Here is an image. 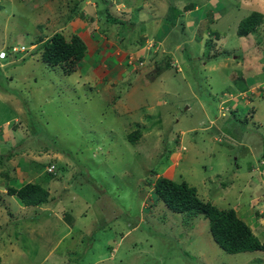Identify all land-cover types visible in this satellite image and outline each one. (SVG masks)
Listing matches in <instances>:
<instances>
[{
    "label": "rangeland",
    "instance_id": "374dc122",
    "mask_svg": "<svg viewBox=\"0 0 264 264\" xmlns=\"http://www.w3.org/2000/svg\"><path fill=\"white\" fill-rule=\"evenodd\" d=\"M76 1L0 0V49L34 45L32 56L16 54L0 67V94L6 96L0 99V149L7 151L0 156V172L11 177L15 172L3 161L10 150L24 152L25 159L42 155L35 175L53 159L58 187L51 183L49 194H63L54 208L34 210L4 194L0 184V264H264L259 250L224 252L207 219L172 211L151 189L157 176L184 180L201 200L218 209L235 208L249 228L262 219L257 234L264 241V171L259 176L254 168L246 171L264 167V110L253 112L264 98L246 101V109L239 104L234 114L230 102L238 101L232 96L237 92L218 95L235 91L237 68L264 54V46L261 51L249 46L251 33L240 43L235 35L242 18L264 12V0H216L215 6L209 0H172L185 8L198 5L192 14L203 15L204 26L212 21L209 29L197 26L190 35L180 29V20L174 26L180 46L173 48L175 40L167 39L170 55L148 41L144 47L156 50L155 56L143 57L122 52L119 38L128 32L119 25L100 32L107 2L116 14L140 0H82L80 28V20L69 24L66 18ZM55 31L86 42L70 74L40 59V39ZM131 42V36L124 40L126 46ZM133 130L139 134L131 142L127 134ZM100 189L119 212L106 207L113 206L109 198L96 195ZM73 192L88 196L98 209H110L105 219L78 214L79 203L71 212L66 194Z\"/></svg>",
    "mask_w": 264,
    "mask_h": 264
},
{
    "label": "trees",
    "instance_id": "16d2710c",
    "mask_svg": "<svg viewBox=\"0 0 264 264\" xmlns=\"http://www.w3.org/2000/svg\"><path fill=\"white\" fill-rule=\"evenodd\" d=\"M108 5L109 3L107 2L104 7V20L100 28L101 33H106V28L111 27V25L117 24L125 29V26L130 27L135 24L134 22L126 24V18L120 16L122 12L114 15L110 12ZM77 8L79 9L74 11L72 15H78L81 11V0L75 4V10ZM183 8L184 10L188 9L185 7ZM67 17L71 18V15L67 14L66 18ZM263 19L264 16L262 13L256 11L251 12L238 22L235 35L244 37L249 33H254ZM170 23L175 24L178 22L175 18H172ZM38 50L40 52V59L44 63L50 66L58 65L63 73L70 74L74 71L73 65L78 63L84 56L86 46L83 40L75 33H72L68 39H65L61 32L55 31L49 36L40 39ZM242 88L244 89V87ZM258 90L260 93L263 92L261 88H258ZM224 92L229 91L222 90L218 95ZM252 95L253 94L247 95L246 101H250ZM262 96L264 95L262 94ZM138 134L139 132L137 130H133L127 134V136L132 142ZM43 149L46 153L51 152L48 151L47 147ZM10 156L11 154L8 155L7 158ZM37 164H41V162ZM48 165H53L54 169L52 172L46 170ZM43 166V174L46 179L57 176L55 172L56 165L53 159L48 160ZM151 189L154 197L162 201L163 204L172 211L186 212L189 216L200 214L207 219L208 231L212 239L224 252L230 254L256 250L264 252V241H259L257 239L251 232L249 226L235 215L232 208L218 209L210 202L201 200L196 194L195 187L188 185L184 180L176 182L166 176H157L151 183ZM6 193L8 195H13L22 206L36 208H44L46 206L54 208L56 203H60V197L63 195L57 194L55 196L49 194L48 190L37 182H25L18 187L7 186ZM63 207L64 206H62V210L66 209ZM62 210L60 213H63Z\"/></svg>",
    "mask_w": 264,
    "mask_h": 264
},
{
    "label": "crops",
    "instance_id": "0c3cea01",
    "mask_svg": "<svg viewBox=\"0 0 264 264\" xmlns=\"http://www.w3.org/2000/svg\"><path fill=\"white\" fill-rule=\"evenodd\" d=\"M78 1L79 0L74 2V4L68 9L67 13L69 15H71V21L69 24L73 23L75 20H80V24L78 25L79 26L78 28H80V27H84V26H81L82 20H83L82 19L83 7L81 8V11L78 13V15H72L73 12L75 11V4ZM125 1H127V0H125ZM209 2L211 3L210 4L211 6H215L217 4L216 0H209ZM139 3L140 4L137 7H134V9H131V10H126V9H125V11L117 10L118 13L122 12V14L120 15L121 17L126 18V24H128L130 22L135 23L134 25H132L130 27L125 26V29H123L122 27L115 24V26H118L120 29L124 30V34L128 32L127 35L120 36V38H119V41H120L119 47L122 50V52L126 53V55L128 53H132L134 55L136 54L137 55L136 57H139V56L143 57L145 55L155 56L153 53L156 50L151 52V48L149 49L148 47H146V48L144 47L145 43L148 41H152L156 45V48L158 47L161 50V51L160 50H158V51H160V53L161 52L164 53L167 49L165 47L166 40L167 39H172V41L175 40L174 36H176L177 34L174 35V32H178V30L174 28L176 23L175 24L170 23L172 18H175V20L177 22L181 20L183 25L182 26L179 25L180 29L182 30V27H184L185 29L183 28V30H186L185 32L189 33L190 35H193V32L195 31V28L197 26H199V31H204V30L209 29V28H205V26L208 27L212 23V21H209V23H207V25L204 26L203 25L204 23L202 24L203 15L198 16L196 18V16H194L192 14V11L198 10V8H199L198 5H195V6L192 5V7L184 10L182 5L176 3L172 0L170 1V4L167 2V0H140ZM144 4H148V5L145 6ZM167 4L170 5V7H168V8H170V10L168 8H166ZM84 5H87V4H84ZM202 5L205 7L204 3H202ZM122 10H124V9H122ZM110 12L113 13L112 11H110ZM118 13H116L114 15H117ZM261 13L264 15V12H261ZM135 25L139 26V29L137 31H133V27ZM258 26L260 28L258 29L257 33L255 30L254 33H251L250 35H248L247 39L249 40V46L251 45L253 50L261 51V48L264 46V43H263L264 39L262 40L260 38V33L264 32V19L262 20V22ZM161 28H164V29L159 31ZM128 36L132 37V42L128 46H126L124 44V40ZM244 37H246V36H244ZM253 37H255L256 39H253ZM237 39H240V40H238V43H240V41H244V40H241L242 38L238 37V36H237ZM84 43H86V42H84ZM173 46H174L173 48H175V47L178 48V46H180V43L176 42V40H175V41H173ZM167 50L171 51V53L168 52L171 55L173 50H170V49H167ZM137 52H139V53L137 54ZM255 52L256 51H254L253 53L255 54ZM257 56L254 58V60H251L246 64V66L244 68L245 70L237 68V71L239 72V76H236V78H239V80H237L238 82L236 83V86L234 85L233 77H230L231 78L230 80H232V84L235 86L236 89L239 88V86L241 84H242L241 87H244V88L249 87V86H253L255 84H258L264 78V54H261L258 57ZM235 57L236 56H233L232 59H234ZM142 60H144V58ZM238 62L239 61H237V63L235 65L240 66V64ZM129 68L133 69L134 67H133V65H130ZM255 98H264V96L253 94L250 97V100L252 101ZM0 99L4 100V99H6V96L4 94H0ZM230 103L232 106L231 107L232 110L235 111V112L233 111L234 114L236 113V109H237L239 104H240L241 108H244V109H246V105H247L246 102L244 101V99L243 100L238 99L237 102H235V103L230 102ZM261 110H264V104L261 106H259V104H257L256 106H254L253 112H256V114H257ZM246 115H248V114H246ZM259 116H263V114H260ZM256 121L259 122L258 119H256ZM7 132L8 131H6L4 133V137H5L4 139H6V137H7L6 136ZM13 150H10L11 156L9 158L3 159V161L8 160L9 161L8 163L10 165L9 167L12 170H15L13 176L12 177L8 176L7 171H3V172L1 171L0 172L2 175L5 176V178L3 180H0V184L5 187L4 194H7L6 193V187L7 186L18 187L25 182H36L35 180H37L38 181L37 183H39L42 187H45L48 190V192H49V190L53 191V189H54V188L50 187L51 183H52V185L54 184L56 187H58L57 186V179H53V178L45 179L44 175H42V174L39 175L42 171H44L43 170L44 166L40 170V172L35 175V173L37 172V167L34 164L35 163L37 164L43 160L42 155H40V159L39 158L38 159L37 158H30V157H28V159L27 158L25 159V157L22 155V154H24V152L16 154V153H14L15 150L14 151ZM6 154H7L6 148H2V145H1L0 156L5 157ZM24 162H26V165H24L23 168L20 165H18L20 163L24 164ZM0 165H1V160H0ZM250 168L251 169L254 168L255 170H257L258 173L257 172L256 173L258 174V176H259V170L262 173L264 171V167H259L260 168L259 169L257 166L249 167L246 171H251ZM31 169H32V171H30ZM20 172L25 176H21L19 174ZM27 174L31 175V176H28ZM18 177H22V179H20ZM13 178H14V180H12ZM232 178H235V176H233ZM31 179H33V180H31ZM262 182L263 181H261V185H264V184H262ZM17 183H20V184H17ZM60 189H61V187H60ZM67 191H68V188H66L65 193ZM97 191L100 192V194H96V195H100V196L104 197V199H106V200L109 198L108 193H106L105 190L100 189ZM50 194H53V192H51ZM101 194H103V195H101ZM214 194H224V193L216 192ZM66 195L69 197V200H70L67 208L71 209V212L73 210L71 207L72 204L79 203L81 205V207L80 208L78 207V209H79L77 211L78 214L86 216L88 214V212H90L92 216H99L97 218L105 219L103 217L104 213L106 212V210H108V211L110 210V209H108V208L106 209L105 207H102V206L99 209L97 207L93 206L91 201H90V198L88 196L80 195V194L74 193V192L71 194H66ZM8 196L12 197L15 201H17V199L13 195H8ZM16 203L20 204L18 201ZM105 203H106V201H105ZM110 204H113V206L107 204L108 206H106V207H110V208L112 207L113 208L112 211L117 210V212H119L118 208L114 207L115 204L112 201ZM263 205H264V202H263ZM20 206H22V205L20 204ZM22 207L29 208V207H25V206H22ZM35 208L36 207H34V210H35ZM37 209L41 210V207H39V208L37 207ZM43 209L45 210V209H50V208L46 206ZM234 210L237 213L235 208H234ZM245 210H247V208ZM61 214L67 218V214L65 212H63ZM111 223H114V222L111 221ZM262 223H263V220L261 219L260 221L255 222L253 229H252V227H250L251 232L257 237L258 240H259V238H258L259 233L257 234V231L260 230L259 228L261 227ZM64 224H66V222ZM67 224L69 225V223H67ZM57 241L58 240H56L55 242H57ZM261 241H263V240H261Z\"/></svg>",
    "mask_w": 264,
    "mask_h": 264
},
{
    "label": "built area",
    "instance_id": "2783aa9c",
    "mask_svg": "<svg viewBox=\"0 0 264 264\" xmlns=\"http://www.w3.org/2000/svg\"><path fill=\"white\" fill-rule=\"evenodd\" d=\"M31 49H34V46L31 45L29 47H25L24 45H9V47L7 49H0V62L5 60L6 58H9V57H13L15 56L16 54H20L22 55L23 53H26L28 51H30ZM31 55V54H29ZM228 92H224L223 94L221 95H227ZM229 94V93H228ZM244 94V92H237V94H234L232 96H242ZM220 95V96H221ZM230 99V97H228ZM227 99V100H229ZM53 165H48L46 167V170L49 171V172H52L53 171Z\"/></svg>",
    "mask_w": 264,
    "mask_h": 264
},
{
    "label": "clouds",
    "instance_id": "9594fccd",
    "mask_svg": "<svg viewBox=\"0 0 264 264\" xmlns=\"http://www.w3.org/2000/svg\"><path fill=\"white\" fill-rule=\"evenodd\" d=\"M31 46V45H30ZM34 46V45H33ZM3 49V48H2ZM29 53L31 54L30 56H32V54L34 53V49H31L30 51H29ZM7 62H13V61H15L16 59H15V56H13V57H9V58H6L5 59ZM5 60H3V61H1L0 62V67L3 65V63H5ZM135 62H137V59L135 60ZM135 62H133L132 64H130V65H134L135 64ZM258 88H261V89H263V92L262 93H260L259 92V90H258ZM229 92H231V93H235V92H244V94L242 95V96H238V99H244V101L246 102V96L247 95H249V94H255V95H261L262 96V94L264 95V78L262 79V81H260L258 84H255V85H253V86H249V87H246V88H244V89H235V91H229ZM228 92V93H229ZM230 101V100H229ZM264 174V173H263Z\"/></svg>",
    "mask_w": 264,
    "mask_h": 264
}]
</instances>
